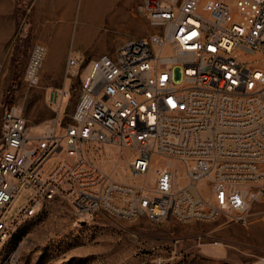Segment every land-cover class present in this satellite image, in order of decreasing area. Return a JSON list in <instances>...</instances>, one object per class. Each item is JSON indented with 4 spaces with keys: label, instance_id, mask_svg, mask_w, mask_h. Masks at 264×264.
Here are the masks:
<instances>
[{
    "label": "built area",
    "instance_id": "obj_1",
    "mask_svg": "<svg viewBox=\"0 0 264 264\" xmlns=\"http://www.w3.org/2000/svg\"><path fill=\"white\" fill-rule=\"evenodd\" d=\"M230 1L138 0L151 33L89 62L64 125L33 131L20 108H4L0 242L55 200L78 222L99 213L244 222L264 203V0H240L247 7L235 11ZM44 56L33 47L28 86ZM110 147L129 152L121 175L104 167ZM158 159L164 165L155 168ZM24 188L32 196L8 218Z\"/></svg>",
    "mask_w": 264,
    "mask_h": 264
},
{
    "label": "rangeland",
    "instance_id": "obj_2",
    "mask_svg": "<svg viewBox=\"0 0 264 264\" xmlns=\"http://www.w3.org/2000/svg\"><path fill=\"white\" fill-rule=\"evenodd\" d=\"M69 1L34 6L35 0H0V119L4 108L14 105L33 131L51 120L70 122L89 62L152 31L138 0H93L101 2L89 10V0H73V7ZM230 2L233 11L240 8V0ZM36 45L44 47L45 56L38 83L28 86L25 70ZM49 46L55 54L47 58ZM69 58L77 59V66L68 67ZM105 152V169L121 175L129 152L113 147ZM162 165L163 159L155 162V168ZM32 193L31 188L20 192L8 218ZM0 264H264V203L253 205L244 222L219 215L207 222L153 223L99 213L82 224L64 202L50 201L0 242Z\"/></svg>",
    "mask_w": 264,
    "mask_h": 264
},
{
    "label": "crops",
    "instance_id": "obj_3",
    "mask_svg": "<svg viewBox=\"0 0 264 264\" xmlns=\"http://www.w3.org/2000/svg\"><path fill=\"white\" fill-rule=\"evenodd\" d=\"M102 1H104V0H102ZM59 2V1H58ZM57 1H56V3H58ZM101 1H97V2H95V1H93V0H89L88 1V4H87V10H89L90 8H94V7H97V6H99V3H100ZM44 3L42 2V0H35V2H34V6H41V5H43ZM69 5L71 6V7H73L74 5H75V1H73V0H71V1H69ZM52 52L55 54V50H54V47L53 46H49L48 47V53H47V58H50V55L52 54Z\"/></svg>",
    "mask_w": 264,
    "mask_h": 264
},
{
    "label": "bare ground",
    "instance_id": "obj_4",
    "mask_svg": "<svg viewBox=\"0 0 264 264\" xmlns=\"http://www.w3.org/2000/svg\"><path fill=\"white\" fill-rule=\"evenodd\" d=\"M241 5H242L243 8L247 7V4H246V3H242ZM76 73H77V72H75V74H76ZM120 162H121V161H120Z\"/></svg>",
    "mask_w": 264,
    "mask_h": 264
},
{
    "label": "water",
    "instance_id": "obj_5",
    "mask_svg": "<svg viewBox=\"0 0 264 264\" xmlns=\"http://www.w3.org/2000/svg\"><path fill=\"white\" fill-rule=\"evenodd\" d=\"M82 224H84L85 222H81Z\"/></svg>",
    "mask_w": 264,
    "mask_h": 264
}]
</instances>
